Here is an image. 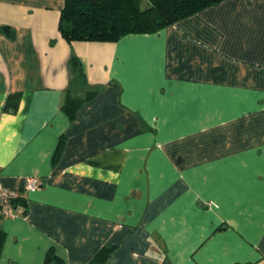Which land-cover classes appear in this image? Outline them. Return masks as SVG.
I'll list each match as a JSON object with an SVG mask.
<instances>
[{
    "label": "crops",
    "instance_id": "0c3cea01",
    "mask_svg": "<svg viewBox=\"0 0 264 264\" xmlns=\"http://www.w3.org/2000/svg\"><path fill=\"white\" fill-rule=\"evenodd\" d=\"M62 3L0 0V264H264V0L70 43Z\"/></svg>",
    "mask_w": 264,
    "mask_h": 264
},
{
    "label": "trees",
    "instance_id": "16d2710c",
    "mask_svg": "<svg viewBox=\"0 0 264 264\" xmlns=\"http://www.w3.org/2000/svg\"><path fill=\"white\" fill-rule=\"evenodd\" d=\"M221 0H63L59 10L57 30L67 43L72 41H115L128 33H150L174 23L176 20L191 15ZM0 33L9 37L13 30L0 26ZM71 78L61 109L73 118L75 110L85 101L90 100L95 91H85L83 97H72L70 89L81 88L86 79L80 60L69 58ZM18 94L7 96L5 103L16 107ZM59 141L55 153L61 146ZM21 198L19 196L14 200ZM1 244V239H0ZM109 247H102L100 254L109 252ZM100 260V259H99ZM42 264H64L63 260L50 247L45 253Z\"/></svg>",
    "mask_w": 264,
    "mask_h": 264
},
{
    "label": "built area",
    "instance_id": "2783aa9c",
    "mask_svg": "<svg viewBox=\"0 0 264 264\" xmlns=\"http://www.w3.org/2000/svg\"><path fill=\"white\" fill-rule=\"evenodd\" d=\"M36 177L25 178V190L32 191L38 186ZM20 192L16 189H10L0 184V218H12L16 216L13 202L19 196Z\"/></svg>",
    "mask_w": 264,
    "mask_h": 264
}]
</instances>
